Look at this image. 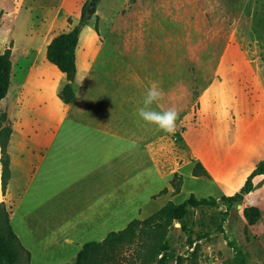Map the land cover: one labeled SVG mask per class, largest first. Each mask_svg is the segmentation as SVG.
I'll return each instance as SVG.
<instances>
[{"label":"rangeland","instance_id":"rangeland-1","mask_svg":"<svg viewBox=\"0 0 264 264\" xmlns=\"http://www.w3.org/2000/svg\"><path fill=\"white\" fill-rule=\"evenodd\" d=\"M86 1L0 0V44L9 25H23V32L28 25H47L61 5V19L66 21L67 13L74 18L67 30L79 26L80 42L89 36V24L93 38L106 40L92 71L91 94L104 104V114L120 122L121 187L109 189L106 183L78 197L76 188L53 179L48 161L35 177L32 166L23 164L12 178L11 156L13 171L30 160L22 137L10 148V135L6 156L0 144V264L73 262L85 242L101 241L132 219H145L168 201L181 203L192 193L216 202L190 208L174 221L159 255L146 251L152 237L139 230L133 243L119 247L103 264H264V175L254 178V189L241 201L229 205L222 197L240 187L194 176L184 142L185 130L203 122L240 129L246 136L264 131V0H99L80 25V3ZM77 73H84L79 57ZM153 82L162 98L151 108L178 112L174 134L137 114ZM226 86L232 89L229 99ZM26 91L32 102L24 111L25 129L48 133L50 121L39 104L50 101V92ZM6 108L0 101V115ZM4 125H9L7 114L0 129ZM263 160L264 155L258 157L253 167ZM172 179L182 182L179 192ZM251 205L261 211L254 224L244 214ZM9 226L22 247L13 244Z\"/></svg>","mask_w":264,"mask_h":264},{"label":"crops","instance_id":"crops-1","mask_svg":"<svg viewBox=\"0 0 264 264\" xmlns=\"http://www.w3.org/2000/svg\"><path fill=\"white\" fill-rule=\"evenodd\" d=\"M80 4L82 12L83 4ZM136 6L134 5L132 10H135ZM63 8L61 5L47 25H28L26 32H23V25H9L7 33H1L0 49H11L12 60L11 84L7 93L9 97L6 95L1 101L7 107L6 114L12 128L10 148L13 147L17 136L22 137L20 139L25 148L24 154L30 160L22 162L16 171L14 167L13 171L12 155V178L20 167L27 164L32 166L35 177L48 161L49 173L53 179L66 182L65 187L76 188L79 191L78 197L83 198L87 196L84 191L96 192L104 189L106 183L109 189H120L119 140L122 134L119 120L115 122L114 116L110 118L107 113L104 114V104H99L91 94L94 82L92 71L106 40L93 38L94 30L87 23L89 36L86 35L80 42L79 35L76 47V63L79 57L84 72L81 76L76 71L69 79L66 73L47 58L48 43L56 34L71 30L67 29L74 22L73 15H68L70 13H67V18L70 16L71 23L67 18L66 21L61 19ZM66 83H73L76 87L75 97L70 103H65L59 95ZM26 90H35V93L50 92V101H42L39 104L45 107L42 110L50 121L48 133H30L25 129L26 112L32 102L29 99L31 96L24 93ZM224 91L226 99H229L231 87L226 86ZM214 92L211 91L210 96ZM184 142L190 147L193 159L191 162L194 166L201 162L210 176L228 182L236 189L244 184L242 182L246 180L248 173L255 168L253 165L256 164L257 158L264 155L263 130L253 131L250 136H246L240 129L232 131L203 122L191 125L185 130ZM63 175L69 177L59 179ZM94 195L97 196V193ZM98 205V202L93 203V206ZM94 212L97 214L98 209L95 208ZM86 215L89 214L86 212Z\"/></svg>","mask_w":264,"mask_h":264},{"label":"trees","instance_id":"trees-1","mask_svg":"<svg viewBox=\"0 0 264 264\" xmlns=\"http://www.w3.org/2000/svg\"><path fill=\"white\" fill-rule=\"evenodd\" d=\"M88 2L83 5L80 25L86 23L88 17ZM80 28L76 26L69 31H63L56 34L47 45V58L50 62L54 63L62 72L66 73L67 77L71 79L77 71L76 63V47L79 41ZM12 74V60L11 49L0 51V101L7 95ZM61 99L65 103H70L75 97V88L73 83H66L59 93ZM6 114L0 115V125L5 120ZM12 133V128L9 125H4L0 129V144L2 152L5 155L6 146L9 137ZM6 156V155H5ZM4 172H8V162H3ZM194 175H205L210 177L209 172L201 162H197L193 169ZM258 175H264V160L255 166V168L249 173L244 184L240 187L239 191L232 195H224L223 200L228 204H234L243 199L245 194L250 193L254 189V178ZM178 174H175V177ZM174 177V178H175ZM176 192L181 189L182 182L175 183V180L171 181ZM216 198L210 197H197L192 193L187 199L181 203H175L170 200L151 215L145 219L134 218L132 219L126 228L115 231H110L107 236L101 240H90L83 244L81 249L76 255V259L73 262L67 264H103L113 257L119 247L126 244L133 243L138 231L142 230L149 234L152 238L148 243L145 242L146 251L152 253V256L159 255L164 247L166 237L168 235L169 227L176 220H182L189 212L190 208L199 206H207L215 204ZM244 214L250 224H254L260 218L261 211L259 207L255 205L247 206L244 209ZM9 235L14 241L17 247H22L18 236L14 233L11 227H8ZM92 255L90 259L88 256ZM154 257V256H153Z\"/></svg>","mask_w":264,"mask_h":264},{"label":"clouds","instance_id":"clouds-1","mask_svg":"<svg viewBox=\"0 0 264 264\" xmlns=\"http://www.w3.org/2000/svg\"><path fill=\"white\" fill-rule=\"evenodd\" d=\"M162 98V90L157 82H153L147 89L143 99V107L138 108V116L146 123L155 125L159 130L174 134L178 112L175 108H168L164 111H156L151 105Z\"/></svg>","mask_w":264,"mask_h":264},{"label":"water","instance_id":"water-1","mask_svg":"<svg viewBox=\"0 0 264 264\" xmlns=\"http://www.w3.org/2000/svg\"><path fill=\"white\" fill-rule=\"evenodd\" d=\"M99 0H89L88 2V13H93L95 11V7L98 4Z\"/></svg>","mask_w":264,"mask_h":264}]
</instances>
